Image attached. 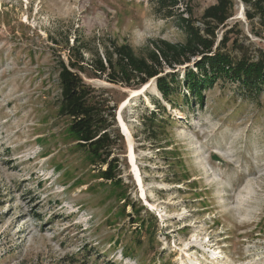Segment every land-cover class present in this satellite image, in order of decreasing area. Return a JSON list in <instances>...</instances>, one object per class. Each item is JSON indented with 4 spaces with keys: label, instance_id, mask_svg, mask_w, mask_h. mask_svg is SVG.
Here are the masks:
<instances>
[{
    "label": "rangeland",
    "instance_id": "374dc122",
    "mask_svg": "<svg viewBox=\"0 0 264 264\" xmlns=\"http://www.w3.org/2000/svg\"><path fill=\"white\" fill-rule=\"evenodd\" d=\"M216 1L179 0L177 8L199 26ZM235 2L216 43L232 29L234 56L232 42L264 51V29L254 20L251 31ZM159 40L184 36L148 0H0V264H264V92L250 100L219 81L201 107H186L184 88L171 107L153 79L131 90L81 74L116 105L124 143L114 152L116 181L99 178L58 115V67L69 48L85 62L95 51L104 59L113 43L144 57ZM185 69L164 73L182 80ZM156 102L166 114L152 126Z\"/></svg>",
    "mask_w": 264,
    "mask_h": 264
},
{
    "label": "trees",
    "instance_id": "16d2710c",
    "mask_svg": "<svg viewBox=\"0 0 264 264\" xmlns=\"http://www.w3.org/2000/svg\"><path fill=\"white\" fill-rule=\"evenodd\" d=\"M148 1L158 14L174 20L184 36L183 42L153 41L152 48L144 57L136 55L125 44L113 43L104 48V59L95 51L89 53L91 58L87 62L83 53L78 49L75 51L72 46L68 49V63L60 62L58 67V115L69 120L68 134L75 139L77 147L99 166L97 175L106 181H116L120 176V163L114 152L124 143L115 127L116 105L110 106L109 101L94 94L93 88L84 82L81 74L92 72L95 78L104 76L108 83L131 90L153 79L162 99L171 107L177 105L174 97L182 96V88L187 94L181 97L186 107H201L204 91L219 81L235 85L236 92L250 100L264 92V51L258 49L254 54L237 42H232L230 48L239 50V55L234 56L228 51V34L233 32L232 29L216 43L215 32L233 17L235 0H217L207 7L199 18V26L190 10H178L179 0ZM239 1L244 7L251 31L254 20L264 29V0ZM190 64L192 69L189 68ZM182 66L186 68L182 80L176 73H164L165 67L174 70ZM155 105L159 113H153L148 118L152 126L166 114L163 106L158 102ZM102 167L106 169L102 170Z\"/></svg>",
    "mask_w": 264,
    "mask_h": 264
},
{
    "label": "bare ground",
    "instance_id": "6f19581e",
    "mask_svg": "<svg viewBox=\"0 0 264 264\" xmlns=\"http://www.w3.org/2000/svg\"><path fill=\"white\" fill-rule=\"evenodd\" d=\"M147 85L144 86L143 88L139 89V90H136V91H131V95L130 97L128 98V100L122 105L121 109L120 110H123L125 108V106L129 103V101L132 99V98H135L136 96L138 95H141L143 94V91L146 89ZM119 123H120V127L126 137V140H127V143H128V156H129V160H130V163H131V168H132V171H133V175L135 177V181L138 183L139 186H141V181H140V177L138 175V170L135 166V163H134V149H133V143H132V137L128 131V128L126 127V125L121 121V119L119 118ZM142 197H143V194H142Z\"/></svg>",
    "mask_w": 264,
    "mask_h": 264
},
{
    "label": "water",
    "instance_id": "95a60500",
    "mask_svg": "<svg viewBox=\"0 0 264 264\" xmlns=\"http://www.w3.org/2000/svg\"><path fill=\"white\" fill-rule=\"evenodd\" d=\"M242 9H244V7H242ZM122 135L124 136V134L122 133Z\"/></svg>",
    "mask_w": 264,
    "mask_h": 264
}]
</instances>
